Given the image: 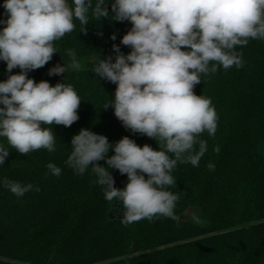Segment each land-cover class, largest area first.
Here are the masks:
<instances>
[{
	"label": "trees",
	"instance_id": "1",
	"mask_svg": "<svg viewBox=\"0 0 264 264\" xmlns=\"http://www.w3.org/2000/svg\"><path fill=\"white\" fill-rule=\"evenodd\" d=\"M112 2L105 0L107 18L90 19L87 25L75 21V30L54 42L52 60L27 73L37 83L72 85L81 99L79 119L70 127L43 125L56 136L53 152L40 149L23 156L0 137L9 152L0 164V264H264V40L237 46L242 67H218L202 74L194 88L196 95L211 99L218 126L214 136H199L207 142L199 165L178 162L172 172L176 184L169 190L179 195L178 223L164 217L121 223L123 203L104 198L105 186L97 183L91 166L81 175L66 164L71 140L81 129L104 135L113 145L128 136L141 147L159 150L154 139L126 129L111 106L104 108L114 100L116 85L96 76L93 68L98 59L115 62L114 44L124 55L131 51L121 43L131 22L114 20ZM3 4L0 0V21L8 18ZM69 49L81 69L49 75L53 67L70 62ZM20 71L9 73L0 61V82ZM114 154L110 149L108 155ZM49 163L61 168L60 176L51 174ZM97 163L108 169L116 188L128 183L127 175L105 160ZM5 178L40 190L17 197L5 187ZM194 213L200 223L192 220Z\"/></svg>",
	"mask_w": 264,
	"mask_h": 264
},
{
	"label": "clouds",
	"instance_id": "2",
	"mask_svg": "<svg viewBox=\"0 0 264 264\" xmlns=\"http://www.w3.org/2000/svg\"><path fill=\"white\" fill-rule=\"evenodd\" d=\"M3 7L8 18L0 21L5 24L0 30V61L6 62L9 73L17 67L21 71L0 82V137L23 156L40 149L53 152L56 136L43 125L70 127L79 119L81 99L70 84L37 83L27 73L52 60L57 53L54 42L73 32L75 21L87 25L90 19L107 18L108 4L4 0ZM111 10L114 20L131 22L121 40L131 51L124 55L114 44L115 62L111 57L98 59L93 68L96 76L116 85L114 100L104 108L111 106L126 129L154 139L159 150L148 144L141 147L128 136L113 145L106 136L81 129L71 140L66 164L81 175L91 166L97 183L105 186L104 198L123 203L121 223L160 217L178 223L179 195L169 190L176 184L172 172L178 162L198 166L207 151V142L199 136H214L218 126L211 99L196 95L194 88L202 74L215 73L221 66L242 67L237 46L264 40V0H113ZM67 56L70 62L53 67L49 75L81 69L74 49ZM110 149L114 155H108ZM8 155L0 145V164ZM100 160L127 175L123 189L114 186L108 169L97 163ZM214 167L208 165L210 170ZM47 168L61 175L55 164ZM3 183L17 197L40 190L7 178ZM192 220L200 223L195 213Z\"/></svg>",
	"mask_w": 264,
	"mask_h": 264
}]
</instances>
